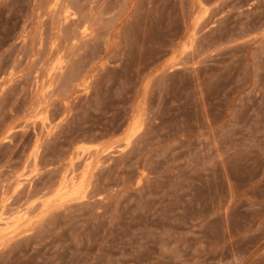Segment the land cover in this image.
Instances as JSON below:
<instances>
[{
  "label": "rangeland",
  "instance_id": "rangeland-1",
  "mask_svg": "<svg viewBox=\"0 0 264 264\" xmlns=\"http://www.w3.org/2000/svg\"><path fill=\"white\" fill-rule=\"evenodd\" d=\"M0 264H264V0H0Z\"/></svg>",
  "mask_w": 264,
  "mask_h": 264
}]
</instances>
